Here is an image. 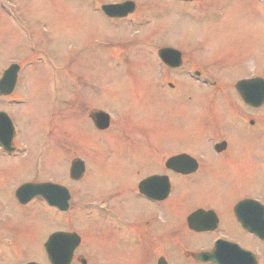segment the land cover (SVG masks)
Returning <instances> with one entry per match:
<instances>
[{
  "label": "rangeland",
  "instance_id": "obj_1",
  "mask_svg": "<svg viewBox=\"0 0 264 264\" xmlns=\"http://www.w3.org/2000/svg\"><path fill=\"white\" fill-rule=\"evenodd\" d=\"M124 1L94 0V7L89 9L81 0H0V77L11 63L28 61L18 87L22 103L13 106L7 103L9 99H3L0 108L15 115L19 113L20 136L30 146L48 136L49 125L53 129L59 121L63 137L72 125L78 130V152L74 154L87 165L80 191L86 197H98L111 191L129 196L120 188L128 184L129 166L124 159L134 152L136 140L158 138L160 143H170L174 137L186 136L190 114L196 106L197 111L202 108L212 113L218 110L223 99L228 101L227 111L243 106L232 86L235 78L248 72L246 64L249 71L258 68L264 71V0H194L186 5L177 0H133L137 10L127 19L108 18L100 10L101 3ZM161 45L178 48L185 60L189 57L201 70L206 68L212 73L214 83L202 87L207 92L206 100L198 101L200 87L194 89L192 85L191 93L197 101L188 102L186 78L180 76L186 70L174 74L177 76L174 80L181 81L179 91L161 86L165 79H160L164 70L159 67L157 58ZM71 75L77 78L78 90L84 89L87 94L79 95L73 116L69 111L72 109L70 95L59 93L61 82ZM88 97L92 102L83 107ZM90 106L107 110L115 119L116 132L108 135L107 141H102L105 134L96 130L87 117ZM208 116L216 132L220 120L214 117V122L212 116ZM226 120H232L231 116ZM51 135L57 136L56 129ZM33 151L29 147L30 155L22 157L34 160L28 170L30 175L42 170V164L36 160L38 151L31 156ZM54 163L53 170L47 171L46 176L57 177V163L65 164L57 159ZM11 168L13 171L24 169L19 165ZM1 169L7 172L10 167L0 165ZM2 193L6 197L7 192ZM221 211L230 216V210L221 208ZM129 213L133 217L136 214L135 211ZM13 218L16 219L9 217ZM84 225L79 221V226ZM176 227L177 236L186 243V249L200 247L203 240L200 236ZM93 238V234L86 236V248L89 258L98 260L99 264H110V259L117 260L118 264L146 263L143 258L133 262L134 256L121 254L122 246H110L102 236ZM179 239L171 242L172 247L165 243L161 246L165 253L168 251L169 261L202 264L186 259L181 250L180 256L171 251H179L180 244L184 247ZM123 245L127 252L133 248L128 242ZM38 248L40 244L35 243V254L28 252V256L22 252L0 253V264L26 261L48 264ZM105 249L115 255L108 256Z\"/></svg>",
  "mask_w": 264,
  "mask_h": 264
},
{
  "label": "flooded vegetation",
  "instance_id": "obj_2",
  "mask_svg": "<svg viewBox=\"0 0 264 264\" xmlns=\"http://www.w3.org/2000/svg\"><path fill=\"white\" fill-rule=\"evenodd\" d=\"M177 1L185 5L194 2ZM108 3H101L100 10ZM85 4L92 9L94 0H87ZM130 15L112 19H127ZM164 48L174 47L161 45L157 49L159 67L164 70L160 79L165 78L161 86L179 91L181 81H175L177 76L174 74L186 70L179 74L186 78L188 102L193 99L197 101L191 93L192 85L194 89L195 86L200 87L198 101L206 100L207 92L202 87L214 83L212 73L206 68L201 70L200 65L188 60L189 57L185 60L176 47L174 49L181 52L179 59L174 56L161 57L160 51ZM177 60L181 62L179 66L170 65ZM27 64L28 61L18 63L20 69L16 86L10 95H0V100L9 99L7 103L13 106L22 103L18 87ZM246 68L248 72L236 77L232 85L243 106L229 107L227 111L228 101L223 99L218 110L212 113L202 108L197 111L195 105L196 110L190 114L189 127H186V136L174 137L170 143H160L158 138L136 140V147L132 148L134 152L128 153L124 159L129 166L130 178L128 184L120 188V191L126 190L129 196L115 191L98 197L80 194L87 165L84 162L81 177L74 175L78 171L73 169V164L81 158L74 154L78 152V130L75 131L73 125L66 131V137L61 136V121L53 129L49 125L50 136L42 137L40 142L31 143L30 146L20 136L17 124L19 113L15 115L0 108V112H5L8 117L4 116L0 121V133L3 135L0 136V165L2 168L10 167L7 172L0 170V253L22 252L28 256V252L35 254V243H39L37 251L44 255L48 264H52L47 242L55 235V248L61 257V264L67 260V264H99L98 260L89 258L86 248V236L93 234V240L102 236L110 246H122L121 254L134 256L133 262L137 258L142 261L143 258L146 263L139 264H159L161 260L164 264H172L168 251L165 253L161 246L165 243L172 247L171 242L179 239L175 231L178 230L177 225L203 239L198 249H186V243L179 239L184 247L180 244L177 247L179 251L171 250L178 256L181 250L186 259L202 264H219L212 259L196 257V254L217 252L221 261L233 259L244 264H264V100L258 106L251 103L264 97V71L261 72L259 68L249 71L248 64ZM246 80L253 82L243 87ZM89 83L92 85L90 80ZM16 91L19 93L16 94ZM83 91L78 90L77 78L73 75L61 82L59 93L68 92L70 95L72 109L69 111L72 116L77 111L79 95H85ZM251 95L258 98L251 99L248 97ZM90 102L92 100L88 97L83 101V107ZM98 111L107 113L99 106H90L87 117L96 130L105 134L102 141H107L108 135L116 132L113 128L115 119L109 114V126L100 129L94 119ZM208 115L212 116L214 122L220 120L216 132L212 130V119ZM230 116L232 120H226ZM9 121L12 130L6 126ZM207 127L210 128L206 131ZM54 129L57 136L51 135ZM29 147L34 149L31 156L36 154L35 150L38 151L36 160L42 164L39 172H43V175L38 170L31 175L28 172L34 160L22 157L30 155ZM55 159L63 160L65 164L57 163V177L46 176L47 171L53 170ZM16 165L23 166V171H13L11 167ZM28 184H51L45 186L50 191L48 194L19 196L18 190ZM4 191L7 192L6 197L2 193ZM6 199L9 201H3ZM221 208L230 210V216L224 215ZM133 211L136 213L134 217L129 213ZM195 213H199V217H192ZM10 216L16 219H9ZM79 221L85 225L79 226ZM75 234L80 237L77 245ZM123 242H128L133 248L127 252ZM31 244L34 247L31 248ZM92 244L97 246L94 241ZM105 250L108 256L115 255ZM158 252L162 254L158 256ZM30 262L35 261L23 264ZM118 263L110 259V264Z\"/></svg>",
  "mask_w": 264,
  "mask_h": 264
},
{
  "label": "water",
  "instance_id": "obj_3",
  "mask_svg": "<svg viewBox=\"0 0 264 264\" xmlns=\"http://www.w3.org/2000/svg\"><path fill=\"white\" fill-rule=\"evenodd\" d=\"M185 1H190V0H185ZM137 8V4L133 0H126L121 3H109V4H104L102 6V10L106 15L112 18H124L127 17L129 14L133 13ZM160 56L163 58H166L167 56L171 57L174 56L177 59L181 57V52L178 51L177 49L174 48H164L160 51ZM180 61L177 60L176 62L170 63V65L177 67L180 65ZM19 65L18 64H12L7 68L3 75L2 78L0 79V95H9L13 92L15 86H16V81L18 77V71H19ZM251 81H244L243 87H248ZM247 98V96H245ZM251 99H257L258 97L256 95H251L248 96ZM264 100V97H261V99L258 102H251L252 104L258 106L260 105ZM96 114V117L94 116L95 119V124L98 128L104 129L109 126L110 123V116L109 114L103 112V111H98ZM6 116L5 112H0V121L1 118ZM7 117V116H6ZM8 119V117H7ZM4 123V122H2ZM6 126L13 128L12 123L9 121L6 123ZM12 126V127H11ZM0 136H3L2 133H0ZM12 137V134L10 135ZM73 169L75 171H78V173H75L74 175L76 177H81L83 170L85 169V164L82 159H77L75 160L73 164ZM51 184H28L27 186H23L18 190V195H40V194H48L50 189H48L45 186H50ZM53 201V200H52ZM192 217H199V213H195ZM75 236V245L80 243V237L78 235ZM47 251L49 253V258L52 264H61L60 262V256L57 255L58 252L56 251L55 248V235H52L51 238L47 242ZM217 252H214L213 254H196L197 259H212L214 262L217 261L219 264H244L242 262H236L233 259H228V260H222L221 257H218ZM68 260L64 262V264H67ZM28 264H37L35 262H30ZM159 264H164V261H160Z\"/></svg>",
  "mask_w": 264,
  "mask_h": 264
}]
</instances>
